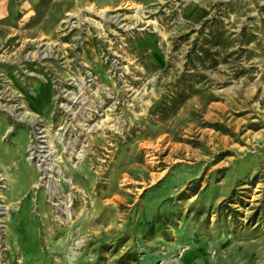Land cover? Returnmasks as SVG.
<instances>
[{
	"label": "rangeland",
	"instance_id": "obj_1",
	"mask_svg": "<svg viewBox=\"0 0 264 264\" xmlns=\"http://www.w3.org/2000/svg\"><path fill=\"white\" fill-rule=\"evenodd\" d=\"M3 1L0 264H264V0Z\"/></svg>",
	"mask_w": 264,
	"mask_h": 264
},
{
	"label": "bare ground",
	"instance_id": "obj_2",
	"mask_svg": "<svg viewBox=\"0 0 264 264\" xmlns=\"http://www.w3.org/2000/svg\"><path fill=\"white\" fill-rule=\"evenodd\" d=\"M136 7V6H135ZM193 8H194V6L192 7V8H190L188 11H187V15L186 16H188V18H193L194 17V15H196V10L195 11H193ZM130 9V8H129ZM133 10H132V14L133 15H135L139 20H141L142 18H144L142 15H141V10H140V8H132ZM144 13V12H143ZM184 18V17H183ZM146 19V18H145ZM187 20V19H186ZM188 21V20H187ZM151 24V23H150ZM15 113V112H14ZM17 120H25V121H27L28 123H33V120H34V116H32L31 114H28V113H19L18 115H17ZM31 148V147H30ZM30 148H28L29 149V151H30ZM31 152V151H30ZM43 159L45 158L44 156L42 157ZM45 160V159H44ZM45 162V161H44ZM1 180H4V176L3 175H0V181ZM6 180V179H5ZM9 180V179H8ZM2 188V187H1ZM4 188V187H3ZM1 196V195H0ZM9 208H10V206H8ZM2 214H4V213H2ZM7 216V215H6Z\"/></svg>",
	"mask_w": 264,
	"mask_h": 264
},
{
	"label": "crops",
	"instance_id": "obj_3",
	"mask_svg": "<svg viewBox=\"0 0 264 264\" xmlns=\"http://www.w3.org/2000/svg\"><path fill=\"white\" fill-rule=\"evenodd\" d=\"M0 1H1V4L4 3L3 0H0ZM5 16H6V14H5L4 10H0V21H1L2 19H4ZM194 16H195V15H194ZM193 18H194V17H193ZM193 18H189V19L191 20V19H193Z\"/></svg>",
	"mask_w": 264,
	"mask_h": 264
}]
</instances>
